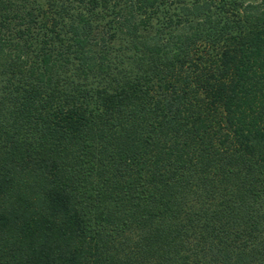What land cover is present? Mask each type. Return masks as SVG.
Segmentation results:
<instances>
[{"label": "trees", "instance_id": "1", "mask_svg": "<svg viewBox=\"0 0 264 264\" xmlns=\"http://www.w3.org/2000/svg\"><path fill=\"white\" fill-rule=\"evenodd\" d=\"M0 264H264V0H0Z\"/></svg>", "mask_w": 264, "mask_h": 264}]
</instances>
